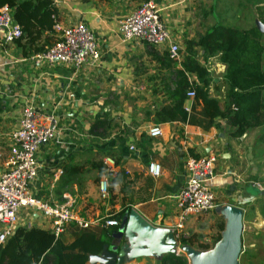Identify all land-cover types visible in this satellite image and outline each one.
<instances>
[{
	"label": "crops",
	"instance_id": "crops-1",
	"mask_svg": "<svg viewBox=\"0 0 264 264\" xmlns=\"http://www.w3.org/2000/svg\"><path fill=\"white\" fill-rule=\"evenodd\" d=\"M144 1V0H143ZM159 17L178 47L179 59L185 40H195L214 24L236 29L254 27L260 34L261 69L264 72V32L258 31L264 0H152ZM59 15L58 25L67 27L85 24L93 34L98 52L96 60L87 59L78 68L59 62L21 57L11 42H3L0 28V173L5 170L10 133L16 128L24 106L50 113L56 124L54 137L35 152L36 175L28 184L32 198L49 204L69 206L73 216L85 227L74 222L64 225L59 238L68 244L76 229L98 232L115 227L105 225L108 213L117 212L120 195L112 201L102 198L95 182L96 173L85 171L65 186L63 168L83 166L96 152H108L118 158V166L129 175L136 174V187L149 196L147 201L130 206L123 224L110 235L106 249L90 256L85 264H160L171 253L183 256L187 264L188 250L176 239L193 230L186 221L208 214L209 232L216 217L224 229L234 210L241 211L256 196L251 195L240 171H255L264 156V125L251 127L239 136L223 118H215L207 130L180 121L157 122L156 109L167 102L164 92L173 79L170 69L160 64L156 55L167 53V44L146 45L138 41L123 42L118 23L141 1L132 0H53ZM209 6L208 8H206ZM232 9L233 15H222L218 9ZM217 10V13L215 12ZM200 11V13H199ZM252 15V21L247 18ZM213 19V22L211 20ZM227 20V22H225ZM211 22V23H210ZM55 36V33H54ZM196 62L206 72L207 95L216 99L218 107L225 105L227 85L223 80L225 65L218 54L204 55L199 46L193 48ZM190 84H202L194 74L187 75ZM264 91V86L261 87ZM191 98L184 101L189 110ZM200 106H195L199 110ZM104 119L105 132L88 133L94 121ZM158 125L161 135L150 137L148 129ZM214 156L213 177L206 186L214 197L215 208L205 214L179 219L173 197L185 186L184 165L188 157ZM104 157L103 164L112 169ZM159 166V175L147 174L149 164ZM114 170V169H113ZM149 178L151 186L142 184ZM251 186V185H250ZM107 187V184H106ZM261 195L260 189L258 190ZM36 227L49 231L48 221L32 210H21L16 227ZM223 229V230H224ZM50 232V231H49Z\"/></svg>",
	"mask_w": 264,
	"mask_h": 264
},
{
	"label": "trees",
	"instance_id": "trees-1",
	"mask_svg": "<svg viewBox=\"0 0 264 264\" xmlns=\"http://www.w3.org/2000/svg\"><path fill=\"white\" fill-rule=\"evenodd\" d=\"M4 6L11 10L12 19L20 28V36L11 43L21 57L44 53L54 45L56 37L53 26L60 18L53 0H0V8ZM260 18L264 24V11ZM259 37L260 34L254 27L240 30L214 24L195 40L184 41L183 55L179 61L170 58L165 52L156 55L160 64H165L169 69L172 64L179 65V68L170 69L169 74H172L173 79L164 92L167 102L156 109V121H180L207 130L213 120L220 117L225 120L226 125L234 128L230 132L231 136H239L248 128L264 125V91L261 89L264 86V72L261 69ZM195 46H199L204 55L218 54V60L225 65L223 80L227 85V101L222 109L218 107L216 99L207 95L206 72L194 58ZM189 74L201 78L202 84H190L187 79ZM190 90L193 91L192 102L190 109L186 110L185 94ZM196 105L200 106L199 110L195 109ZM105 126L104 119L94 121L88 133L94 134L97 130L105 132ZM104 157L110 159L111 170L103 164ZM86 170L96 173L95 182L102 178L106 181L109 201L120 195L119 210L110 211L106 219L114 221L116 226L107 230L100 228L98 232L76 229L68 244L56 240L48 230L18 227L0 247V264H85L90 256H96L108 247L110 235L123 224L130 206L149 199L144 191H140V187H136L138 176L129 175L120 168L118 158L108 152H96L86 168L66 165L62 173L65 180L63 185L72 178L83 175ZM142 186L149 189L150 179L145 178ZM260 197H264V192ZM212 228L213 231L209 234L210 244L199 241L201 237L195 233L182 234L176 242L181 247L205 253L212 250L221 239L224 231L221 218L214 219ZM242 262L238 260L237 264H243ZM160 264L187 262L183 256L168 253L161 258Z\"/></svg>",
	"mask_w": 264,
	"mask_h": 264
},
{
	"label": "built area",
	"instance_id": "built-area-1",
	"mask_svg": "<svg viewBox=\"0 0 264 264\" xmlns=\"http://www.w3.org/2000/svg\"><path fill=\"white\" fill-rule=\"evenodd\" d=\"M0 28L3 30V42H11L21 34L19 26L12 19L11 10L5 6L0 8ZM118 28L123 42L167 44L169 57L179 59L178 47L170 40V34L160 20L159 9L152 0L141 1L119 21ZM53 29L56 37L54 45L44 53L33 55L34 58L67 64L73 68H78L87 59L98 58L93 34L85 24L63 27L55 23ZM192 96V90L185 94L186 99ZM55 131V120L50 113L30 106L21 109L17 126L10 133L5 170L0 173V247L12 236L18 214L25 209L34 211L41 219L48 221L49 231L55 239L61 236L64 225L68 222L85 227L84 223L73 216L67 204L55 206L28 194V184L36 175L35 152L52 140ZM148 135L160 136L159 126L152 125L148 129ZM213 170V155L186 159L185 186L173 197L179 219L205 214L215 208L213 194L206 186V182L213 177ZM146 171L150 176H158L160 169L158 165L151 163ZM98 188L101 197H106L105 180L99 183ZM105 225L116 226V223L107 220Z\"/></svg>",
	"mask_w": 264,
	"mask_h": 264
},
{
	"label": "rangeland",
	"instance_id": "rangeland-1",
	"mask_svg": "<svg viewBox=\"0 0 264 264\" xmlns=\"http://www.w3.org/2000/svg\"><path fill=\"white\" fill-rule=\"evenodd\" d=\"M211 6H217L214 0H211ZM218 11V13H222L224 16L236 14L235 10H225L222 7ZM215 12L217 13V10ZM247 18L250 22L252 21L251 14L249 16L247 14ZM211 22H213V19ZM256 165L257 169L255 171H240L241 181L243 179L249 193L256 196L249 204L244 205L242 210L240 248L236 260L237 262L238 260L243 261V264H264V197H260L258 193L259 189L261 192H264V156ZM209 218L208 214L197 218H190L186 221L188 227L183 228V232L187 233L190 226H194L193 230L200 233L201 238L199 241L210 244ZM192 253L201 257L208 256V254L194 251Z\"/></svg>",
	"mask_w": 264,
	"mask_h": 264
},
{
	"label": "water",
	"instance_id": "water-1",
	"mask_svg": "<svg viewBox=\"0 0 264 264\" xmlns=\"http://www.w3.org/2000/svg\"><path fill=\"white\" fill-rule=\"evenodd\" d=\"M256 29L264 32V26L256 21ZM241 226V211L234 210L231 220L221 233L220 241L210 251L201 254H208L207 257L198 256L191 249L184 248L190 252L188 254L189 264H237V254L239 251ZM196 252V251H194ZM199 253V252H197Z\"/></svg>",
	"mask_w": 264,
	"mask_h": 264
}]
</instances>
